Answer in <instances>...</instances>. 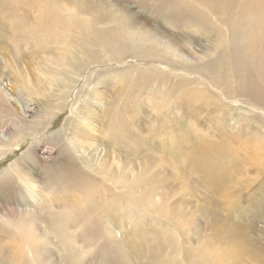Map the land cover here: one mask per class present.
Listing matches in <instances>:
<instances>
[{"label":"bare ground","instance_id":"1","mask_svg":"<svg viewBox=\"0 0 264 264\" xmlns=\"http://www.w3.org/2000/svg\"><path fill=\"white\" fill-rule=\"evenodd\" d=\"M25 1L0 0V13L14 7L17 10L18 5L25 3ZM45 1L48 7L41 6L37 10L29 5L24 6L36 14L35 22L30 20L31 15L26 10L24 12L27 19L16 15L7 22L3 20L0 22V34L5 30L2 38L12 44L13 51L11 52L17 55L22 50L29 49L37 58L38 66L36 64L37 68H34L37 82L35 86L30 76L23 77L22 71L20 73L19 70L16 71V75L20 81L23 79L26 81V91L29 94L43 97L45 100L40 104L44 111L40 122L22 125L26 122L18 119L16 124L13 123L18 134L41 133L46 127L43 124L46 115H49L50 122H52L63 113L71 89L81 85L83 81L84 86H81L78 91L81 90L85 92L84 94H88L89 90L101 84V77L108 73L116 74L120 80L124 78L132 88L131 93L136 92L138 99L139 94L143 96V90L140 87H137L136 91L133 90L135 82L132 83L131 79L135 77V74L131 79L127 77L131 71L141 74L140 80H144L143 85L146 80L145 75L155 76L159 79L160 85L156 79L158 87L146 85L145 88L146 92L153 94L154 97L155 94H158V100H161L162 105H168L174 100V95H179L176 93L186 89L189 90L186 92V94L189 93L187 97L195 103L204 102L208 106L209 102L217 101L221 107L227 108L229 112H233L232 106L235 108V105L238 104L251 108L252 111L256 112L252 118L239 115V117L237 116L238 120H243L239 123L232 116L230 120L235 125L232 129L239 133L237 128L241 122L250 120L254 122L253 124L260 126L264 132V0H190L193 2V7L186 0H157V3L159 1L162 4L167 3L166 5L174 8V19H172L175 25L177 24L176 27L178 25L201 27L205 32L211 31L222 42L220 45V48L223 49L222 54L215 62L201 66L196 65L194 61L191 63L193 65L166 61L171 68L170 71H166L165 67L157 66L159 65L157 61L152 63L154 64L153 68L145 66L142 69L137 65H130L120 67L117 71H110L109 65H113L112 62L127 60V57L130 56L129 53L135 54L136 57L139 55V58L145 56L149 60L159 59L157 55L153 56L152 53H148V47L153 40L149 39L147 35L125 27L129 24L112 17L113 14L108 13L109 16L103 18L98 15L94 8H90L93 11H89L91 14H86L87 9H80L83 13H77L63 0ZM13 4L16 6H12ZM41 10L43 12L40 15ZM50 11L56 12L57 17H51V19L41 23L45 19L43 15ZM30 23L31 25H29ZM53 26L55 28L62 26L61 32L51 31L56 30ZM155 42L158 47L164 48L177 60L182 58L169 42L162 45L157 41ZM126 51L127 54H125ZM42 58L45 60L41 63L39 59ZM43 63L44 65H42ZM98 67L103 68L93 70ZM89 73L91 74L88 75ZM172 79L178 81L171 88L172 90L163 92L162 88L166 85V80ZM3 85L8 86L7 90L12 89L8 82L3 83ZM92 91L96 98L101 95L98 88H94ZM119 103L120 101L117 99L116 103H108L107 118L112 117L108 130H114L116 133L122 132L121 130L130 125L129 122L124 124L121 120V117L125 118L126 113L119 108ZM82 106L88 107V102L73 103L71 114L62 127L69 124L77 126L79 116L84 110ZM156 106L158 105L156 104ZM122 107L126 108L123 104ZM106 127L108 128L107 124L103 125L102 129L105 130ZM78 128L89 134H100L102 139L108 140V137L102 136L101 132L97 134L96 130L84 119L81 124H78ZM133 132H136L135 128ZM67 133L58 130L53 135V138H56L54 140L56 145L60 143L63 146L62 150L59 151L66 155L67 160L60 164L58 169H52V173L47 171L45 187L29 181L26 179L27 177L23 176L19 160L9 166V171L18 169L15 175L25 187V192L34 204L32 207H28V210L26 209V213L17 217L18 224H14L19 230L15 229L7 218L3 219L5 221L0 220V235L3 241L6 240L13 245H11L13 248L10 249L13 255L11 264H47L49 261L55 260L53 257H56V250L59 252L57 258H60L63 264H99V262L101 264H109V262L127 264L132 261L131 258H136L146 264H229L225 261L228 259L227 255L233 256L234 253L238 255L239 250L235 251L236 248L234 249L232 245L226 247L227 249L224 251H218L217 247V252L210 250L207 246L200 248V245L187 240L182 243L186 245L184 257H178L177 253H175L177 259L154 254L147 259L148 262H145V257L143 258L141 253L142 249H139L141 244H147L149 238V235L145 233L146 220L144 216L156 214L159 217L162 214L164 224L171 226L172 229L181 228L177 223L179 219L177 220V217L172 215V211L168 210L166 203L169 197L174 196V190L178 189L180 192H185L184 185L175 179L170 189L173 195L163 196L164 193L162 195L159 192L162 188L155 189L152 188L153 186H150V190L146 191L148 185H151L148 169L146 168V171L137 170L138 167H135L129 158L134 154L136 155L137 146L131 148L132 145L137 144V142L142 145L140 141L150 143L152 141L150 137L133 136L131 138L133 141H130L127 145L128 148H125L128 154V162L122 165V162L116 160L115 157L112 162H107V152L104 148L83 142L75 134L73 135L74 139L73 137L70 138ZM72 133L73 130L69 134ZM120 138L124 142L128 141L124 137ZM2 139L0 152L11 149V147L15 148V143L19 142V139H12L11 137H3ZM113 139L114 141L111 140V143L115 144L117 141L115 135H113ZM145 154L143 152L142 160L146 164L153 166L154 163L147 162H158V160H146ZM110 156L113 157V155H109L108 158ZM189 158L198 162L194 165V170L197 168V171L202 173L205 179L204 182L202 181L203 183L191 180V186L194 185L197 191H200V186L203 184L217 189H226L230 183H237L234 185L238 186L240 183L235 182L234 176L240 169L247 168L241 165H233V169L218 171L219 168L216 164L201 163L207 162V155L194 154ZM111 186L116 188L117 193L110 192ZM202 189L206 190L205 188ZM206 193L208 194V190ZM72 197L76 201H72ZM199 202V199L192 200L189 204L194 207L180 209V219L188 218L189 214L186 212L196 217V214L201 211L198 207ZM131 203L137 206L138 209L136 210L143 216L136 218L134 214L130 213L128 208ZM231 205L229 203V206ZM234 212L237 215L236 220L239 221L241 219L240 212L237 209ZM216 217L217 214L213 213V219L208 218V223H212ZM195 219L198 220L199 218L196 217ZM116 226L119 227V232L114 231ZM194 226L196 235L200 239L205 238L206 235H201V233L205 232L206 226L203 225L200 229L196 222H194ZM225 226L228 229L231 226L232 228L236 227H233L232 221ZM231 237L234 236L231 235ZM213 240L216 239L211 241ZM23 243H27L32 259L21 247ZM165 245L167 248L175 249V251L181 250L175 247L173 243H166ZM162 250L168 251L169 249ZM162 250L159 253L163 254ZM214 252L217 254L222 252V256L219 255L220 257L217 258L214 256ZM47 256L49 259L45 261ZM236 259L239 257L236 256ZM257 261L259 262V259Z\"/></svg>","mask_w":264,"mask_h":264},{"label":"rangeland","instance_id":"2","mask_svg":"<svg viewBox=\"0 0 264 264\" xmlns=\"http://www.w3.org/2000/svg\"><path fill=\"white\" fill-rule=\"evenodd\" d=\"M63 1L66 5L69 4V7L74 8L77 13H80L82 9H87L88 12H86V14H91L89 12L91 11L90 8H94L97 10L98 15L103 18L109 16L108 13H110V15L113 14L112 17H116L121 22L123 21L125 24H129V26L125 27H129L136 32L147 35L149 39L153 40L148 47V53H152L153 56L157 55L159 59L153 58L149 60L148 57L144 56L139 58V55L136 57L135 54L129 53L128 55L130 56L127 57V60L112 62L113 65H109L111 67L110 71H117L120 67H127L130 65H137L142 67V69L145 66L153 68L154 64L152 63L154 61H157L159 64L157 66L165 67L166 71H170L171 69L166 61L172 63L179 62L183 65L184 63L186 65H193L191 63L194 61L196 65L203 66L207 63L210 64L215 62L223 51L222 47L220 48L222 42L218 40V38L215 37L216 35L211 31L205 32L201 27L194 25L185 27L178 25V27H176L177 24L175 25V22H173L174 8L166 5L167 3L162 4L160 1L157 3V0ZM186 1H189L190 6L193 7L192 1ZM27 5L31 6L34 10L39 9L41 6L48 7L45 0H26L25 3H20L18 5L17 10H15L14 7L8 11H1L0 22L1 20L7 22L11 17L16 15L27 19L25 18V10L30 13V20L35 22L34 18L36 14L24 7ZM12 6H16V4ZM42 12L43 10H41L39 14L41 15ZM43 17L45 19H43L41 23L46 22L48 19H51V17L56 18L57 14L56 12L50 11L43 15ZM29 25H31V23ZM53 27L55 28V26ZM61 28L62 26H59V28H55L56 30L51 31L61 32ZM4 32L5 30L0 34V143L3 141V137H11L16 140L19 139V142L15 143V148L11 147V149H5L3 150L4 152H0L1 221H5L3 219L7 218L8 222H10L15 229L19 230L17 225L14 224H18L17 217L26 213L29 209L28 207L34 206V204H32L33 201L29 199L25 192V187L15 175L18 169L9 171V166L19 160L23 176L25 178L27 177L26 179L29 181L36 182L38 185L45 187L44 183L47 171H51L52 173V169H58L60 164L66 162V155L59 151L60 149L62 150L63 146H61L60 143L56 145L54 141L56 138H53V135L58 130L68 132L67 134L70 138L73 137L74 139L73 135L75 134L81 138L83 142H88L90 145L94 144V146L96 145L99 148H104L107 152V162H112L116 158V160L122 162V165L128 162V154L125 148L130 141H133L131 138L133 136H138L139 138L140 136H147L150 137L152 141L150 143L140 141L142 145L136 141L137 144L131 147L137 146L136 155L130 156L131 158H129V160H132L131 162L134 163V166L138 167L137 170L142 169L146 171V168L148 169L151 185H148L146 191H149L151 188L150 186H153L152 188L155 189L162 188L159 192L162 195L164 193L163 196L174 194L173 197L168 198L169 200L166 203V207L169 211H172V215L177 217V220L179 219L177 223L181 228L172 229L171 226L164 224L162 221V214L159 217L156 214L144 216L146 220V226H144L145 233L149 235L147 244L143 243L139 246V249H142V257H145L144 261L148 262L147 259L154 254H160L164 257L174 259H177L176 257L178 255V257L182 258L186 252V248L184 250L186 245L182 243L188 240L193 241L196 245H200V248L207 246V248L213 251H217V247L218 251H224L232 245L234 249L236 248L235 251L239 250V253L238 255L234 253L233 256L227 255L228 259L225 261L229 264H252V262H254L253 264H264V132L260 126L253 124L254 122L250 120L241 122L239 127H236L239 133L237 130L235 132L232 129L235 125L232 124L233 122L230 120L233 116L234 120L240 123V121L243 120H238L239 115L252 118L256 113L254 110L252 111L251 108L238 104L235 105V108L232 106L233 112H229L227 108L221 107L217 101L209 102L208 106L204 102L195 103L187 97L189 93L186 94V92L189 90L186 89L176 93L179 95H174V100L168 105H162L161 100H158L159 95L155 94L154 97L153 94L146 92L145 88L146 85H153L155 88L158 87L160 85L159 79L155 76L145 75L146 80L143 85L144 80H140L141 74L131 71L127 77L131 79L135 74V77L131 79L132 83L135 82L133 90L136 91L137 87L143 90V96L139 94L137 99L136 92L131 93L132 88L126 83L127 81L124 80V78L120 80L116 74L108 73L101 77V84L94 87L101 91L99 97L96 98L93 96L94 93L92 90L94 88L89 90L87 92L88 94H84L85 92L81 90L78 91L81 86H84L82 81L81 85H77V87L75 86V88L70 90L69 100L63 113L52 122H50L49 115L45 116L46 120H44L43 124L46 127L41 133L30 134L26 132L20 135L13 123H17L18 119L26 122L22 125L40 122L42 115H44V111L40 104L45 100L43 97L29 94L26 91V81L24 79L20 81L16 75V71L19 70V73L22 71L21 74L23 77L30 76L35 86L37 82L34 68L38 66L37 58H35L32 54L33 52L29 49L22 50L21 53L17 55L11 52L13 51L11 48L12 44L2 38ZM155 41L161 45L165 42H169L176 51H178L177 53H180L179 55L182 56V58H178L177 60V58L170 55L164 48L158 47ZM125 54H127V51ZM39 60L42 63L45 59L42 58ZM42 65H44V63ZM102 68L103 67H98L93 70H100ZM90 74L91 73L88 75ZM177 81L176 79L166 80V85L162 88V91L168 92L172 90L171 88ZM7 82L11 85L12 89L10 88V90H7L8 86L3 85V83ZM3 86L4 89L2 88ZM116 99L120 101L119 108L126 113L125 118L121 117V120H123L124 124L127 122L130 123V125L125 127L124 130H121L122 132L120 133H116L114 130H108L112 118H107V113L109 111L108 103H116ZM82 101L88 102V107L82 106L84 110L82 115L79 116L78 124H81L84 119L85 122H88L92 128L96 130L97 134L101 132V135L107 136L108 140L102 139L100 134H89L85 130L78 128V124L77 126L75 124H69L62 127L63 123L71 114V106L73 103ZM122 104L126 107L125 109L122 107ZM156 104L158 106H156ZM90 118L91 120L88 121ZM106 124L108 128L106 127V129L103 130L102 126ZM134 128L136 132H133ZM71 130H73V133L69 134ZM112 134L117 138L115 144L111 143V140L114 141ZM120 137H124L125 140L128 141L124 142ZM11 142L13 141L11 140ZM143 152L146 153V160L150 161V159H152V161L158 160V162H147L154 163L153 166L152 164H146V162L142 160ZM148 153L149 155H147ZM194 154L207 155V162L201 163L216 164L219 168L217 169L218 171L233 169V165L247 167L240 169L236 174L234 173L235 182H239L240 184L235 186L234 184L237 183H230L227 185L226 189H217L216 187L213 188L203 184L200 186V191H197L194 185L191 186V180L204 182L205 179L202 173L200 174L197 171V168L194 170V165L198 162H194V159L189 158V156ZM109 155H113V157L110 156L108 158ZM90 157L92 158V155ZM155 168L157 169L155 170ZM175 179H178L179 182L184 185L185 192H180L176 189L177 192L174 190L172 194L170 189ZM154 180H156V183ZM202 188H205L206 192L208 190V194ZM116 191V188L111 186L110 192L117 193ZM73 199L72 197L71 200L76 201ZM196 199L200 200L198 207L201 211L196 214V217L199 219L196 220V217L193 216V214L190 215L189 212H186L189 214L188 218L180 219L181 213L179 210L182 208L184 209V207H194L189 203ZM229 203L232 204L231 206H233V209H231ZM131 204L128 208L130 213L134 214L136 218L143 216L136 210L138 209L137 206L133 203ZM234 208L241 214V219L239 221L236 220L237 215H235ZM162 212L163 210L161 213ZM213 213H216L217 217L212 223H208V218L213 219ZM242 214L244 215L243 217ZM231 221L233 227H236L232 228L231 226V228L228 229L225 225L230 224ZM194 222L199 225L200 229L203 225L206 226L205 232H203V234L201 233V235H206L205 238L207 240L203 237L200 239V237L196 235ZM116 227H114V231L119 232V227ZM231 235L234 237H231ZM212 239L216 240H213V242L211 241ZM55 243H57V241H55ZM166 243H173L175 247L181 250L178 249L175 251L173 248H167L165 245ZM23 244L21 247L24 248V252L32 259L27 243ZM11 245L10 242L6 240L3 241L0 235V264H9L13 261L12 251L10 250L13 248V245ZM162 249L169 250L163 251ZM161 250L163 254L159 253ZM56 252V257H53L55 260H51L47 264H63L60 258H57L59 252L57 250ZM175 253H177V255H175ZM219 255L222 256V252L219 254L214 252L215 257L219 258ZM236 256H238L240 260L236 259ZM45 258V261L49 259L48 256ZM258 259L259 262L257 261ZM131 260L132 261L127 264H146L140 262L136 258H131ZM99 264L101 263L99 262ZM109 264L112 263L109 262Z\"/></svg>","mask_w":264,"mask_h":264}]
</instances>
